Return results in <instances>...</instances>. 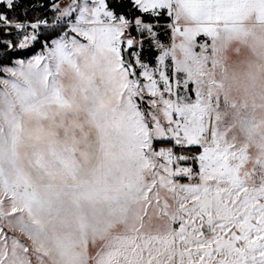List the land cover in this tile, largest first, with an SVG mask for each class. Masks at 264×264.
<instances>
[{"label": "snow or ice", "instance_id": "obj_1", "mask_svg": "<svg viewBox=\"0 0 264 264\" xmlns=\"http://www.w3.org/2000/svg\"><path fill=\"white\" fill-rule=\"evenodd\" d=\"M264 0H0V264H264V146L204 87Z\"/></svg>", "mask_w": 264, "mask_h": 264}, {"label": "clouds", "instance_id": "obj_2", "mask_svg": "<svg viewBox=\"0 0 264 264\" xmlns=\"http://www.w3.org/2000/svg\"><path fill=\"white\" fill-rule=\"evenodd\" d=\"M204 87L220 97L211 112L228 142L256 154L264 146V21L248 19L242 30L223 33Z\"/></svg>", "mask_w": 264, "mask_h": 264}]
</instances>
